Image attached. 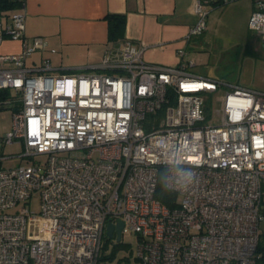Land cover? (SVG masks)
Returning a JSON list of instances; mask_svg holds the SVG:
<instances>
[{
    "label": "built area",
    "instance_id": "2783aa9c",
    "mask_svg": "<svg viewBox=\"0 0 264 264\" xmlns=\"http://www.w3.org/2000/svg\"><path fill=\"white\" fill-rule=\"evenodd\" d=\"M216 1L234 0H194L197 21L186 42L206 31V6ZM252 1L248 27L264 41V0ZM5 37L21 41V50L0 56V92L8 91L0 106L12 108L0 165L14 157L30 163L0 167V264H101L107 224L117 221L121 237L136 238L129 264L256 263L264 92L227 91L221 122L213 124L201 94L226 84L188 71L194 64L183 50L176 65H156L128 39L92 69L57 74L49 60L27 66L47 44L25 37L23 14L0 21V44ZM14 144L19 154L1 153ZM178 144L189 146L185 166L198 182L184 193L169 190L176 200L168 208L155 197L157 176ZM34 196L39 212L8 213Z\"/></svg>",
    "mask_w": 264,
    "mask_h": 264
},
{
    "label": "crops",
    "instance_id": "0c3cea01",
    "mask_svg": "<svg viewBox=\"0 0 264 264\" xmlns=\"http://www.w3.org/2000/svg\"><path fill=\"white\" fill-rule=\"evenodd\" d=\"M193 3L194 0H23L21 6L1 12L0 21L5 25L11 15L21 13L25 37L29 40L38 37L46 42L44 50L35 52L27 60L29 67L49 60L55 72L92 69L102 61L107 48L117 49L129 39L145 47L144 59L151 64L176 65L177 53L183 50L184 61L194 64L187 70L202 77L193 71L202 66L200 56L204 48H201L200 39L194 37L185 41L187 30L197 21ZM229 3L231 1L209 3L207 17L212 9ZM111 17L124 19L122 30L110 29L109 21L113 22L112 26L116 23V20H109ZM259 42L264 48V41L259 38ZM20 50L21 41L5 37L0 44V56L17 54ZM214 77L210 72L202 78L217 79ZM261 83L264 84V77ZM252 89L264 92V88ZM257 254L255 264H264V221L259 227Z\"/></svg>",
    "mask_w": 264,
    "mask_h": 264
},
{
    "label": "rangeland",
    "instance_id": "374dc122",
    "mask_svg": "<svg viewBox=\"0 0 264 264\" xmlns=\"http://www.w3.org/2000/svg\"><path fill=\"white\" fill-rule=\"evenodd\" d=\"M251 8V9H250ZM254 3L252 0H234L227 5L212 9L206 18L207 30L199 38L202 59L201 67L193 71L202 77L212 72L214 78L223 81L226 86L214 94H201L204 100L206 121L213 124L221 122V108L223 95L234 89L264 88L261 83L264 77V48L258 36L249 29L248 19ZM196 52V50H195ZM262 57H261V56ZM59 74V71L53 72ZM219 113V114H218ZM162 114L159 116L161 117ZM12 127V108L8 105L0 106V137L9 132ZM21 152L20 146H7L1 152L3 155H17ZM44 157H36L42 160ZM30 163L29 160L14 157L3 161L2 168H13ZM23 206L30 211L39 212V200L33 197L31 201L17 207L8 213L19 211ZM136 238L134 235L124 234L120 241L116 236L103 239L101 264H129L135 262ZM108 258V259H107Z\"/></svg>",
    "mask_w": 264,
    "mask_h": 264
},
{
    "label": "clouds",
    "instance_id": "9594fccd",
    "mask_svg": "<svg viewBox=\"0 0 264 264\" xmlns=\"http://www.w3.org/2000/svg\"><path fill=\"white\" fill-rule=\"evenodd\" d=\"M38 133L39 130L36 129L34 135ZM189 151L187 144H178L170 148L163 156V167L157 176L162 190L184 193L197 184L196 173L185 166Z\"/></svg>",
    "mask_w": 264,
    "mask_h": 264
},
{
    "label": "trees",
    "instance_id": "16d2710c",
    "mask_svg": "<svg viewBox=\"0 0 264 264\" xmlns=\"http://www.w3.org/2000/svg\"><path fill=\"white\" fill-rule=\"evenodd\" d=\"M19 7V4L16 3L13 0H1L0 2V13L3 11H10L15 8ZM116 20V23L112 26V21H109L110 29L112 28L122 30L124 26V19L120 17H111L109 18ZM8 95V91H1L0 92V99L2 96ZM155 197L157 200H159L162 204L166 205L168 208H173L175 206V200H176V195L172 192L162 190L161 185L158 183L157 189H156V194ZM264 212V211H262ZM258 252V249H257ZM102 258V257H101ZM108 259V258H107Z\"/></svg>",
    "mask_w": 264,
    "mask_h": 264
},
{
    "label": "water",
    "instance_id": "95a60500",
    "mask_svg": "<svg viewBox=\"0 0 264 264\" xmlns=\"http://www.w3.org/2000/svg\"><path fill=\"white\" fill-rule=\"evenodd\" d=\"M122 227H123V223L121 221H117L116 225H113L111 222H108L105 234L108 238H112L113 231L115 230L116 241L118 242L120 241Z\"/></svg>",
    "mask_w": 264,
    "mask_h": 264
}]
</instances>
